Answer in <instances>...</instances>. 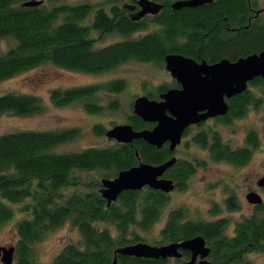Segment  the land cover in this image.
Wrapping results in <instances>:
<instances>
[{"label": "trees", "instance_id": "trees-1", "mask_svg": "<svg viewBox=\"0 0 264 264\" xmlns=\"http://www.w3.org/2000/svg\"><path fill=\"white\" fill-rule=\"evenodd\" d=\"M26 1L0 0V39L13 40L0 53V81L43 64L100 73L128 61L163 64L168 54L215 63L222 58L235 61L264 50V12L255 15L254 1L215 0L195 8L174 10L172 0H160L163 8L158 14L138 20L132 18L124 5H112L107 10L90 3L56 4V0H42L37 6H23ZM89 18L91 21L87 22ZM150 26L152 29L145 34L96 46L98 37L112 33L126 37ZM249 85L258 87L264 96L263 78L254 79ZM174 86L178 84L174 82ZM125 87V80L117 78L57 88L50 92V100L56 106L83 101V107L91 113L104 109L117 111L120 108L117 96ZM252 87L229 99V111L220 118L221 123L228 124L231 119L244 116L250 105L259 107ZM167 89L168 86L160 85L155 93L147 92L146 96L156 99ZM101 93L116 96L104 106L93 99ZM129 108L132 110V102ZM41 109L40 99L33 94L0 95V114L26 116ZM127 123L135 130L152 126L133 112ZM92 131L104 136L106 129L94 125ZM80 136L78 126L0 135V227L14 216L11 204L21 205V211L28 214L15 223L14 264H35L34 243L67 221L78 229L81 243L64 245L47 264H112L117 248L146 241L135 229L145 232L162 216L169 202L168 193L146 186L123 191L107 205L99 190L101 179L114 178L119 171L136 166L139 161L158 165L170 159L172 153L166 146L156 148L139 139L132 144L114 141L106 147L56 151L60 145ZM192 142L209 151L213 160H225L236 166L246 164L259 145L254 130L247 131L243 146L232 148L210 128L194 135ZM202 164L200 160L178 159L164 177L173 180L177 190H183L190 175ZM83 172L92 174L90 180H82ZM80 186L89 190H67ZM226 204L229 210L237 208L234 196ZM186 216L185 208L170 210L159 239L147 242L162 245L202 236L211 248L208 264H247L249 253L264 250V201L255 206L250 216L235 222L232 235L227 233L225 218L206 221L189 220ZM116 260V264H165L163 260L122 255H117Z\"/></svg>", "mask_w": 264, "mask_h": 264}, {"label": "rangeland", "instance_id": "rangeland-1", "mask_svg": "<svg viewBox=\"0 0 264 264\" xmlns=\"http://www.w3.org/2000/svg\"><path fill=\"white\" fill-rule=\"evenodd\" d=\"M132 0H56L60 4H82L90 3L104 6L107 10L112 5H128ZM256 8L264 7V0H252ZM91 17V16H90ZM91 19H87V22ZM139 31L130 36H121L116 33L98 37L96 46H104L109 43L120 41L126 38H133L145 34L152 29ZM96 37V35H95ZM13 44L12 39H0V53L5 52ZM121 78L125 80L126 87L117 98L120 101V108L117 111L104 109L100 113H91L83 107V101L69 103L64 106H56L50 100V92L53 89H66L89 84L105 83L112 79ZM175 80L165 69L164 63L128 61L118 67L100 73H85L63 69L52 64H43L30 70L24 71L13 77L0 81V95L7 92L33 94L41 101L42 109L38 113L18 116L10 113L0 114V135L21 130H58L71 126H78L81 136L71 142L60 145L56 151L81 150L90 146L106 147L114 143L105 135L98 136L92 131L94 125H101L108 129L115 124H126L130 110L129 105L136 97L146 95L147 92L155 93L160 85L172 88ZM248 89V88H247ZM114 94L101 93L96 96L97 103L106 106L109 99L115 98ZM158 99V98H156ZM254 108L250 106L246 114L240 118H233L230 123L210 122L204 125L203 129H214L220 135L222 141L232 148L244 145L248 130L257 133L259 145L252 151L249 161L236 166L225 160L215 161L209 151L204 150L200 145L183 143L178 146L175 156L181 159L203 162L197 166L195 171L187 180L183 190L174 189L169 194L167 203L160 219L152 227L143 232L135 229L138 236L146 241L159 239L160 230L163 227L167 213L177 208H185L186 219L212 221L219 218L228 220L229 235L233 234V227L236 221L242 217L250 216L255 211V205L246 200L250 190H255L264 201V189L257 186V181L264 176V103ZM199 128H192L189 136L194 135ZM188 138V137H187ZM188 140V139H185ZM94 174V173H93ZM96 175V174H94ZM82 180L88 181L91 173L83 172ZM84 191L89 190L84 186L67 189ZM248 192V193H247ZM231 196L235 197L237 208L229 210L226 200ZM14 209V216L0 227V246L15 245L17 233L16 221L27 217L28 214L21 211L19 204H11ZM112 233L116 234L112 228ZM82 237L76 227L70 221L65 222L59 228L48 231L41 240L33 245V259L35 264L49 263L59 251L68 243L80 244ZM150 243V242H147ZM151 244V243H150ZM15 261V260H14ZM13 261L12 264L15 262ZM0 264H3L0 262ZM247 264H264V250L251 252L247 255Z\"/></svg>", "mask_w": 264, "mask_h": 264}, {"label": "water", "instance_id": "water-1", "mask_svg": "<svg viewBox=\"0 0 264 264\" xmlns=\"http://www.w3.org/2000/svg\"><path fill=\"white\" fill-rule=\"evenodd\" d=\"M213 1L215 0H176L171 7L174 10L195 8ZM42 2L28 0L22 5L37 6ZM136 5L139 10L132 14V18L136 20L145 15H156L162 8V4L152 0H136ZM123 7L132 9L130 4ZM259 11L261 10L256 11V14ZM164 66L179 87L167 89L159 95V99L141 95L132 101L133 114L146 123H154V126L135 130L128 123L115 124L106 129L105 136L108 139L129 144L140 139L156 148L168 144L169 150L173 152L180 144L187 127L209 118L227 115L228 99L244 92L248 88V82L258 77L264 79V50L235 61L222 58L215 63L197 61L181 54H168L164 57ZM136 155L138 156L137 152ZM175 161V157L158 165L139 161L136 166L119 171L114 178L101 179L99 192L107 205L114 202L123 191L141 190L146 186L169 193L174 190L175 184L173 180L165 178L164 173ZM257 185L264 187V176L257 181ZM246 200L255 206L263 203L256 192L248 193ZM180 250L190 253V259L182 264H208L207 257L211 248L202 236L162 245L136 242L117 248L115 255L164 260L180 257ZM14 256L15 245L0 246V262L12 264ZM116 256L112 264H116ZM197 258L199 261L195 263Z\"/></svg>", "mask_w": 264, "mask_h": 264}, {"label": "flooded vegetation", "instance_id": "flooded-vegetation-1", "mask_svg": "<svg viewBox=\"0 0 264 264\" xmlns=\"http://www.w3.org/2000/svg\"><path fill=\"white\" fill-rule=\"evenodd\" d=\"M152 1H155V2H157V3H159V4H162V2L160 1V0H152ZM174 1H176V0H172V2H174ZM248 1V0H247ZM252 0H249V2H251ZM172 2L170 3V5L172 4ZM130 5H132V9H129V8H127L128 9V11L130 12V13H132V14H134L135 12H137L138 10H139V6L138 5H136V0H133V2L131 1V4ZM162 8H163V4H162ZM258 10H261V11H259V13H263L264 12V7L263 8H261V9H255V15H257L256 14V11H258ZM258 13V14H259ZM250 82H252V81H250ZM250 82H248V89L249 88H251L252 86H250L249 84H250ZM175 87V86H174ZM176 87H179V85L178 86H176ZM253 88V91H254V96L258 99V101H260V103L263 101V103H264V96L261 94V92H260V89L258 88V87H256V86H253L252 87ZM158 99H159V97H158ZM229 101V99L227 100V102ZM229 105V104H228ZM250 106H252V105H250ZM250 106H249V108H250ZM261 106V104L259 105V107ZM254 107V106H253ZM248 108V109H249ZM255 108V107H254ZM248 111V110H247ZM246 114V113H245ZM225 116H227V115H225ZM225 116H220V117H213V118H209V119H207L206 121H204V122H202V123H199V124H196V125H190L189 127H187L186 129H185V131H184V133H183V135H182V137H181V142H180V144L179 145H177L176 146V148H175V150L173 151V152H171L172 154H171V157H175L176 158V161L178 160V159H181V158H177L174 154H175V152H176V149L178 148V146H180V145H182L183 143H185V144H190V142L192 141V137L194 136V135H196L197 133H200L201 131H203L204 129V125H206V124H209L210 122H220L219 120H220V118H224ZM232 120V119H231ZM150 124H152V126H151V128L154 126V123H150ZM222 125H223V123H221ZM199 127H201L202 128V130H198L194 135H192V136H189V134H190V132H191V129L192 128H199ZM150 129V128H149ZM186 132H188V134L187 135H185V133ZM188 137V138H187ZM185 139H188V140H185ZM163 146H166L168 149H169V145L168 144H164ZM175 161V162H176ZM192 161V160H191ZM175 184V183H174ZM258 186V185H257ZM174 189H176L177 190V188H176V185H175V188ZM263 189H264V187H263ZM172 192V191H171ZM249 193L250 192H255V190H250V191H248ZM247 192V193H248ZM170 193V192H169ZM257 193V192H256ZM207 244V243H206ZM208 245V244H207ZM209 246V245H208ZM180 252H181V256L180 257H169V258H167V259H164L163 261H165V264H182V263H184V262H186V261H188L189 259H190V253L188 252V251H183V250H180ZM185 252H187V254L185 253ZM186 254V255H185ZM207 260H208V257H207ZM199 261V258H197L196 259V261H195V263H197ZM209 263V262H208Z\"/></svg>", "mask_w": 264, "mask_h": 264}]
</instances>
